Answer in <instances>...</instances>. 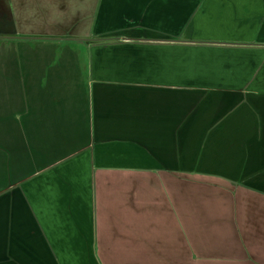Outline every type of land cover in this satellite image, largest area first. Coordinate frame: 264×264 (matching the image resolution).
Segmentation results:
<instances>
[{
  "label": "crops",
  "instance_id": "0c3cea01",
  "mask_svg": "<svg viewBox=\"0 0 264 264\" xmlns=\"http://www.w3.org/2000/svg\"><path fill=\"white\" fill-rule=\"evenodd\" d=\"M74 2L0 41V264H264V0Z\"/></svg>",
  "mask_w": 264,
  "mask_h": 264
},
{
  "label": "rangeland",
  "instance_id": "374dc122",
  "mask_svg": "<svg viewBox=\"0 0 264 264\" xmlns=\"http://www.w3.org/2000/svg\"><path fill=\"white\" fill-rule=\"evenodd\" d=\"M77 7L78 4L76 6L74 0H0V41L31 43L65 36H87L89 34L86 32L76 34L71 28L73 24L68 22L70 11L79 14ZM81 18L75 20L74 26L80 25ZM177 180L178 184L180 183L179 188L177 185L178 190H185L186 176L179 175ZM175 181L173 178L172 186ZM149 193L152 197L154 188ZM164 255L162 257L167 260L169 257Z\"/></svg>",
  "mask_w": 264,
  "mask_h": 264
}]
</instances>
